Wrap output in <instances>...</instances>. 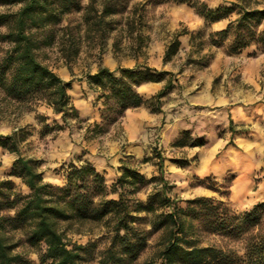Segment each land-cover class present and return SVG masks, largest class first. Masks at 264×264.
Masks as SVG:
<instances>
[{
  "label": "rangeland",
  "instance_id": "1",
  "mask_svg": "<svg viewBox=\"0 0 264 264\" xmlns=\"http://www.w3.org/2000/svg\"><path fill=\"white\" fill-rule=\"evenodd\" d=\"M38 1L52 9L58 20L30 29L33 39L41 42L38 57L63 81H71L68 95L82 121H70L63 130L41 135L37 116H44L48 125L59 117L42 103L19 105L0 90V135L20 130L18 155L39 162L43 181L61 186L66 166L85 160L104 174L110 186L122 167L135 169L146 179L156 178L160 162L167 182L165 196L170 200L162 208L164 213L173 206L185 208L186 200L198 197L223 202L236 215L264 202V51L251 46L229 54L225 46H212L209 35L223 29L226 20L208 24L188 4L167 0ZM200 1L214 9L240 0ZM246 1L264 7V0ZM21 5L2 4L0 14L15 13ZM5 31L0 27V34ZM185 31L193 38L189 34L178 37L176 54L165 61L167 46ZM7 48L0 43V52ZM135 65L165 72L163 81L136 87L149 103L127 109L117 122L103 123L105 133L88 137V125L100 123L103 105L87 87L85 76L98 67L114 70ZM168 80L172 87L159 99L157 111L151 98ZM144 110L155 116L156 122L144 119L138 125L136 118ZM16 158L17 154L0 149V181L12 182L15 191L24 195L28 189L19 178L9 175ZM205 163L210 172L203 176L196 173ZM154 187V183L147 185L132 198L144 204ZM198 215H181L196 246L230 250L242 258V239L205 228L202 215ZM140 217L139 229L148 233L152 216ZM79 230L85 234L92 231L93 240L100 232L88 225ZM85 234H73L72 240L83 244L89 237ZM166 237L163 228L149 232L138 258L124 264H160L158 253ZM106 246V239L97 241L93 255H84L80 264H97ZM24 251L27 259L36 262L31 249Z\"/></svg>",
  "mask_w": 264,
  "mask_h": 264
},
{
  "label": "trees",
  "instance_id": "2",
  "mask_svg": "<svg viewBox=\"0 0 264 264\" xmlns=\"http://www.w3.org/2000/svg\"><path fill=\"white\" fill-rule=\"evenodd\" d=\"M167 1L191 5L208 24L226 20L223 29L209 35L212 46H225L229 54H239L251 46L264 51V7H253L246 0L228 2L214 9L200 0ZM17 2L22 5L15 13L0 14V27L6 28L5 33L0 34V43L8 45L0 52V90L19 105L42 103L59 117L48 125L46 118L38 115L41 135L63 130L70 121H82L68 95L71 81H63L39 59L41 42L33 39L29 32L58 20L53 10L38 0H0V5ZM187 34L185 31L175 35L164 52L165 61L176 54L180 46L178 37ZM164 74L142 65L114 70L98 67L95 73L87 74V87L103 105L100 123L88 125V137L105 133L103 123L117 122L127 109L149 103L136 92V87L161 82ZM171 87L168 80L151 98L157 111L159 99ZM19 133L18 129L10 135H0V149L17 154L9 175L19 178L28 189L23 195L15 191L12 182L0 181V264H80L84 255H93L100 239H106L107 246L100 252L97 264L130 263L144 249L149 232L162 228L167 237L158 253L160 264H208L212 261L217 264H264V202L236 215L223 202L198 197L186 200L185 208L173 206L172 211L164 213L162 208L169 205L170 200L165 196L167 182L163 179L160 162L156 178L146 179L135 169L122 167L110 186L106 185L104 174L88 161L70 162L63 184L54 186L43 181L38 161L18 155ZM152 183L154 191L146 202H135L132 197ZM189 212L195 218H199L200 213L205 228L217 230L229 238L242 239V258L230 250L196 246L181 219V215ZM141 214L152 216L148 233L139 229ZM86 225L96 227L99 236L93 240L92 231L85 234L79 230ZM73 226L77 228L73 230ZM73 234L89 237L82 244L72 240ZM25 248L36 254V262L25 257Z\"/></svg>",
  "mask_w": 264,
  "mask_h": 264
},
{
  "label": "crops",
  "instance_id": "3",
  "mask_svg": "<svg viewBox=\"0 0 264 264\" xmlns=\"http://www.w3.org/2000/svg\"><path fill=\"white\" fill-rule=\"evenodd\" d=\"M147 120L149 123L151 122V123H153V122H156V117L155 116H153V115H151L149 112H147V111H143L142 112V114H140L139 113V115L137 116V118H136V120H139L138 121V125L139 124H141L143 121L142 120ZM135 120V121H136ZM196 173L198 172V173H201L200 175H206L207 173H209L210 172V170L207 168V166H206V163L205 164H203V165H201L200 166V169H197L196 171H195ZM195 172L194 173H192V175L193 174H195ZM198 189H200V188H198ZM198 191V190H197ZM200 192L202 193L203 192V190H201L200 189Z\"/></svg>",
  "mask_w": 264,
  "mask_h": 264
}]
</instances>
